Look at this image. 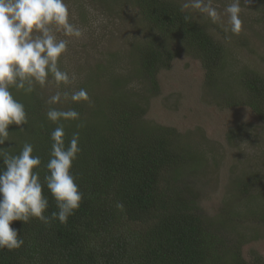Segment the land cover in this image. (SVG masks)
Returning a JSON list of instances; mask_svg holds the SVG:
<instances>
[{
  "label": "trees",
  "instance_id": "16d2710c",
  "mask_svg": "<svg viewBox=\"0 0 264 264\" xmlns=\"http://www.w3.org/2000/svg\"><path fill=\"white\" fill-rule=\"evenodd\" d=\"M135 5L150 37L134 47L138 67L133 74H139L148 89L158 93L159 73L184 51L202 64L209 79L217 76L222 48L206 27L170 1L135 0ZM240 77L238 105L263 118L264 78L248 70ZM19 92L14 96L25 105L28 123L10 125L11 139L0 148L18 154L24 143H31L42 161L38 171L43 181L50 134L57 124L48 120L41 96ZM103 100L99 106L104 108H95L91 122L84 117L88 105L74 102L66 109L77 111L79 119L60 122L66 144L73 133L80 134L81 152L72 169L83 193L80 208L67 224L59 220L44 224L37 218L27 224L13 221L10 226L19 230L25 243L17 250H0V264H249L241 245L229 246L223 235L218 236L219 231L199 213L195 194L181 188L177 167L184 154L175 146L178 133L146 121L125 91ZM248 186L247 182L240 188L248 193ZM44 194L49 200L45 214L58 211L46 187ZM225 211L219 218L236 215ZM252 264H264V260Z\"/></svg>",
  "mask_w": 264,
  "mask_h": 264
},
{
  "label": "rangeland",
  "instance_id": "374dc122",
  "mask_svg": "<svg viewBox=\"0 0 264 264\" xmlns=\"http://www.w3.org/2000/svg\"><path fill=\"white\" fill-rule=\"evenodd\" d=\"M166 1L180 8L189 2ZM65 2L72 23L82 28L84 36L73 40L61 59L60 67L72 78L70 84L36 86L34 94L44 99L45 109L66 111L72 103L71 93L83 88L89 100L74 104L88 105L84 117L91 122L90 116L104 108L103 98L127 92L146 121L178 133L175 146L184 154L177 167L179 183L195 194L199 213L229 246L233 242L241 245L242 257L249 264L264 260V222L259 219L264 211V117L238 105L240 76L248 70L264 78V0H241L243 25L238 35L226 31L230 26L224 9L231 0H211L220 14L216 23L198 10L184 9L221 45L219 70L209 79L202 64L184 51L159 73L158 93L148 89L139 74H133L138 67L134 47L150 37L135 0ZM171 43L177 44L176 40ZM57 91L62 94L61 102L47 104ZM247 182L251 185L248 193L240 188ZM223 210L237 216L219 218Z\"/></svg>",
  "mask_w": 264,
  "mask_h": 264
},
{
  "label": "clouds",
  "instance_id": "9594fccd",
  "mask_svg": "<svg viewBox=\"0 0 264 264\" xmlns=\"http://www.w3.org/2000/svg\"><path fill=\"white\" fill-rule=\"evenodd\" d=\"M189 7L213 23L220 19L211 0H189L181 6V11ZM224 12L230 26L226 31L240 34L243 25L241 0H231ZM184 19L187 21L189 17ZM83 36L82 28L71 21L65 0H0V145L9 141L10 125L28 123L25 105L16 99L11 89L31 94L37 85L44 88L53 82L57 87L70 84L72 78L60 67L61 59L69 44ZM61 99L62 94L57 91L48 98L47 104H58ZM70 99L80 103L88 101L89 96L86 89L80 88L71 93ZM46 116L57 127L50 134L52 145L44 165L47 174L43 181L38 171L42 161L34 155L31 143H24L18 154L0 148L3 161L0 166V250H17L25 243L19 230L10 226L13 221L27 224L37 218L44 224L54 220L67 224L83 200L72 172L81 152L80 134L73 133L66 144L64 125L60 123L78 120L79 113L74 109L65 111L50 107ZM77 126L83 127V124ZM45 187L58 209L50 215L45 214L49 208Z\"/></svg>",
  "mask_w": 264,
  "mask_h": 264
}]
</instances>
